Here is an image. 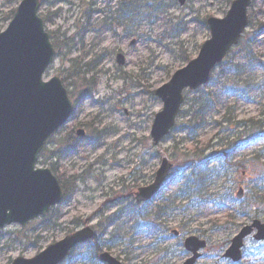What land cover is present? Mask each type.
<instances>
[{
  "label": "rangeland",
  "instance_id": "obj_1",
  "mask_svg": "<svg viewBox=\"0 0 264 264\" xmlns=\"http://www.w3.org/2000/svg\"><path fill=\"white\" fill-rule=\"evenodd\" d=\"M22 1L0 0V32L8 27L5 17ZM233 1L190 0L181 7L174 0H159V12L137 23L130 36L122 28L109 34L96 29L104 17L111 16L112 7L113 12L117 10L121 0H113L112 5L111 0L42 2L40 14L46 19L48 33L66 42L44 79L58 77L63 81L75 112L71 122L46 147L55 157L37 168L51 169L49 165L57 162L66 180H78L74 195L53 210L50 222L43 218L25 228L12 225L0 230V264H12L18 258L32 259L88 225L97 231L96 243L103 246L102 251L123 264H184L190 256L183 241L190 236L208 244L198 264H226L223 254L233 238L255 219L264 223V205L254 203L259 198L257 193L264 191V185L259 183L264 173V90L240 99L232 93L228 95V82L223 79L220 66L208 86L185 94L176 129L170 137L159 146L150 137L155 116L163 109L155 91L187 65L183 61L185 55L191 60L198 56L201 46L210 39V32L202 23L209 18L224 19ZM98 10L105 12L98 14ZM248 16L249 27L225 60L223 70L227 72V65L234 64L241 72L252 71L257 82H264V32L259 31L264 28V0L255 1ZM84 35L86 51L93 48L88 60L96 55L103 57L96 68L100 76L92 97L84 96L78 83L68 86L72 82L71 60L82 56L78 43ZM134 39L137 44L131 47ZM118 52L126 56L125 67L116 64ZM201 105L212 109L211 115L190 136L191 113ZM228 113H232L231 122L225 121ZM258 122H262L260 128L256 126ZM78 128L84 129L87 137L73 138L76 153L61 155V150L66 149L61 141L72 132L75 136ZM232 145L234 157L226 162L222 176L214 180L216 184L209 193L215 204H222L226 198L223 206L201 205L199 201L192 205L189 196L177 197L181 179L189 174L187 168L191 163L217 171V152L227 151ZM163 159L174 165L167 187L149 206L136 208L126 196L143 186V179L145 185L152 182ZM240 188L244 190V199L237 202L235 196ZM262 197L264 203V193ZM229 199L237 205L232 207ZM161 205L171 209L159 221L156 236L165 241L161 245L163 251L157 252L150 236L136 232V210L155 215V208ZM229 210L237 211L234 222L226 218ZM173 231L180 232V240L173 236ZM254 248L251 237L246 240L244 262ZM63 264L103 263L94 259L90 243L79 246Z\"/></svg>",
  "mask_w": 264,
  "mask_h": 264
},
{
  "label": "water",
  "instance_id": "obj_2",
  "mask_svg": "<svg viewBox=\"0 0 264 264\" xmlns=\"http://www.w3.org/2000/svg\"><path fill=\"white\" fill-rule=\"evenodd\" d=\"M184 6L189 0H175ZM256 0H235L224 19L210 18V39L197 58L174 73L171 80L155 95L163 103L151 130L155 146L173 130L187 90L207 85L212 71L238 45L249 25L248 9ZM40 0H23L8 28L0 33V230L7 226L27 227L58 206L63 191L50 169H37L39 157L47 142L71 119L73 104L61 79L47 83L44 76L54 62L56 51L39 16ZM132 42V46L135 45ZM117 64L125 66L123 55ZM79 137L85 132L79 130ZM173 165L167 160L154 182L139 190L137 203L150 201L160 190ZM241 188L236 195L243 200ZM254 231V240L264 242V224L255 220L232 240L224 259L238 264L243 260L245 240ZM177 237L179 233L174 232ZM95 237L90 227L67 236L32 259L18 258L12 264H61L78 245ZM207 242L189 237L184 249L191 257L184 264H196ZM104 264H122L109 253L100 256Z\"/></svg>",
  "mask_w": 264,
  "mask_h": 264
},
{
  "label": "trees",
  "instance_id": "obj_3",
  "mask_svg": "<svg viewBox=\"0 0 264 264\" xmlns=\"http://www.w3.org/2000/svg\"><path fill=\"white\" fill-rule=\"evenodd\" d=\"M43 2L45 0H42ZM113 3V0L110 2ZM115 9V7H113ZM117 10L115 12H112L111 17H104L96 26V29L100 30L101 34H108L111 31L116 30L117 28H122L129 36L131 35L133 27H135L140 22H142L144 19L149 18L150 16H154L159 12L160 6H159V0H121V2L118 4ZM15 11L10 12L6 17V21L9 23L14 15ZM46 22V19H45ZM202 25L206 27V23L203 22ZM260 32H264V28L260 27ZM51 40L53 42V45L56 50V56H59L61 47L65 45L66 42H61L58 40L56 34H50ZM79 46L81 48L80 58L71 60V67H70V80L72 81L69 83L68 86H71L73 84H80L83 88L84 96L91 95L96 90L98 83H99V74L100 72L97 71V67L101 63L103 57L96 55L92 57L90 60H88V56L93 53V46L90 49L89 52L86 51L85 46V35L82 36L79 41ZM88 60V61H87ZM87 61V62H84ZM183 61L186 63H189L191 61V58L187 55L183 58ZM224 68V65H221ZM226 66V65H225ZM222 68V77L225 81L228 82V85H226L229 95L232 93L233 95H236L238 99L240 98H246L247 96L251 95V93L256 91H263L264 90V82H257L255 79L254 74L252 71L249 72H241L239 66H236L234 64H231L230 66L227 65V69L223 70ZM264 71V66L261 67ZM66 81L68 82V78H66ZM207 106H199L197 108V111L194 110L191 113L190 121L188 122L190 132V136L194 131L199 129V127L204 126L203 122L204 120L211 115V107L209 110L206 109ZM208 110V111H207ZM232 113H228L225 117V121L231 122ZM259 123V124H258ZM257 127L260 128L262 125V122H258ZM253 127V124H252ZM71 138V135L69 136ZM52 142V140H51ZM50 143V142H49ZM48 143V144H49ZM66 145L69 147L68 153H72L75 150V147L72 146V142L69 141V139L66 142L61 141V145ZM226 152V150L224 151ZM217 154H221L217 152ZM225 154V153H223ZM50 155V156H49ZM256 160H259V155ZM55 156L51 154L46 148L41 156L40 164H47L48 160H52ZM218 164L220 169L216 171V169H208L207 167L203 165H199V163H191L190 166H188L189 174L187 176H184L183 179H181V186L178 192V198L182 196H189V203L197 204H211L212 206L216 205L218 207L219 205H222L226 200H222V204H215V201L210 200V194L212 191V187L216 184L215 179L221 177L224 166L226 165V162H230L231 158L228 155L221 156L217 158ZM58 164L55 162H52L49 166L51 167L53 173L57 176L59 179L63 191H64V200L67 202L75 193L76 191V181L74 178H70L69 180L65 179L59 172V168L57 166ZM222 168V169H221ZM221 175V176H220ZM260 182L262 185H264V173L261 174L259 177ZM210 193V194H209ZM264 191L261 190L257 193V202L254 201L255 204L258 203V205H264L263 203V197L260 199L261 194H263ZM229 204L234 207L237 205V203L233 199L227 200ZM166 204V203H165ZM190 204V205H191ZM214 204V205H213ZM168 206V205H167ZM223 206V205H222ZM173 207V206H172ZM168 209H171V206L165 207L163 205L158 206L155 208V215L148 214L145 212L144 216L140 217L137 216V233H141L142 231L150 236L153 239L152 248L154 251H163L161 248L162 243L165 241L164 238H159L156 236V232L159 231L160 223L162 219L165 218V215L168 211ZM54 210V209H53ZM51 210V212L44 218V220H47L50 222L51 215L54 213V211ZM232 210H229L227 212V219H231V221H235V216ZM149 215V216H148ZM255 215L254 217H257ZM156 236V238H154ZM180 240V239H179ZM94 258H98V255L102 251V246L97 245L95 242L92 244ZM168 255V250L165 248ZM156 252V253H157ZM164 255V254H163ZM162 256L161 259H165ZM258 257H261L260 260H257ZM226 264H232L230 262H226ZM241 264H264V244H255L254 253H252L248 260L246 262H242Z\"/></svg>",
  "mask_w": 264,
  "mask_h": 264
},
{
  "label": "flooded vegetation",
  "instance_id": "obj_4",
  "mask_svg": "<svg viewBox=\"0 0 264 264\" xmlns=\"http://www.w3.org/2000/svg\"><path fill=\"white\" fill-rule=\"evenodd\" d=\"M143 186L142 187H145V183H144V179H143V182H142ZM150 184V182L148 183V185ZM141 188V187H138L136 190L133 189V191H131V193L129 195L126 196L127 199H129L130 201H132L134 204H135V194L137 192V190Z\"/></svg>",
  "mask_w": 264,
  "mask_h": 264
}]
</instances>
